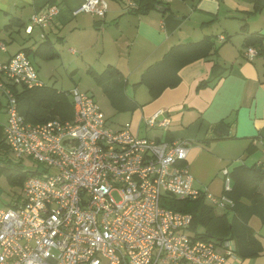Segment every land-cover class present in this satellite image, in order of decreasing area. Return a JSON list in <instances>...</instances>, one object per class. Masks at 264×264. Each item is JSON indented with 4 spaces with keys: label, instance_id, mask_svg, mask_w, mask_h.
Segmentation results:
<instances>
[{
    "label": "crops",
    "instance_id": "obj_1",
    "mask_svg": "<svg viewBox=\"0 0 264 264\" xmlns=\"http://www.w3.org/2000/svg\"><path fill=\"white\" fill-rule=\"evenodd\" d=\"M81 1L0 0V62L24 49L29 57L60 59L71 79L69 89L39 78L40 85L53 87L70 105L71 88L93 97L97 89L109 110L106 114L97 100L109 125L129 122L134 134L156 140L187 138L194 186L233 200L222 207L204 198L214 214L223 215L224 233L236 237L238 253L223 264H264V175L252 172L254 166L264 168V3L160 0L138 10L137 3L106 0L100 17L73 14ZM51 3L58 6L51 22L31 23V14ZM44 40L50 46L36 51ZM247 45L258 53L247 57ZM214 63L220 75L201 84L211 76ZM0 80L13 88L5 74L0 73ZM5 102L0 87L2 131ZM156 111L158 119L168 118L166 125L147 123ZM218 122L225 124L227 133H217ZM223 167L231 176L230 191L223 188Z\"/></svg>",
    "mask_w": 264,
    "mask_h": 264
},
{
    "label": "built area",
    "instance_id": "obj_2",
    "mask_svg": "<svg viewBox=\"0 0 264 264\" xmlns=\"http://www.w3.org/2000/svg\"><path fill=\"white\" fill-rule=\"evenodd\" d=\"M127 2L136 6L134 0ZM106 8V0H82L72 13L101 17ZM57 11L56 4H48L31 14V23L47 25ZM244 53L251 58L258 49L247 45ZM0 73L13 85L42 83L23 50L1 61ZM0 87L9 149L44 165L24 178L17 199L0 206V264H223L236 254L233 238H196L189 230L192 214L163 203L167 195L202 192L213 205L233 203L225 193L214 196L194 186L187 138L138 136L129 122L113 127L93 95L78 87L67 91L72 118L32 122L19 112L11 86L0 80ZM158 114L147 123L166 125L168 118L158 119ZM260 142L264 154V138ZM222 172L224 191H230L228 167Z\"/></svg>",
    "mask_w": 264,
    "mask_h": 264
},
{
    "label": "trees",
    "instance_id": "obj_3",
    "mask_svg": "<svg viewBox=\"0 0 264 264\" xmlns=\"http://www.w3.org/2000/svg\"><path fill=\"white\" fill-rule=\"evenodd\" d=\"M260 1L261 3L257 0L260 4L264 3V0ZM136 3L138 4V10H146L153 7L157 3H160V0H136ZM50 44L51 43L47 40L41 41L36 46L35 50L41 52V49H46L50 46ZM24 50L28 53V49ZM217 68L218 64L214 63L212 66L211 76L208 79L203 80L201 84H206L211 78L218 77L221 71L218 73V71H216ZM15 85L16 84H14V86ZM14 86L11 88L12 90L14 89L13 92L16 95L18 110L21 114H23L26 120L36 122L43 121L51 117L61 116L59 117L61 119H70L73 117V104L70 105V102L66 99V97L57 92L53 87L49 85L26 87L22 85L21 89H17ZM0 147L8 148V145L3 137L2 129H0ZM14 169L15 168L13 167L12 172ZM252 172L254 175H264L262 168L258 166L252 167ZM25 175L26 172H24L20 179H18L20 185H22L23 180L26 177ZM10 179L11 182L15 181L14 178ZM204 198L205 194L202 192L196 197H170L168 200L165 199L166 202L163 200V203L174 209L187 211L192 214L189 230L196 238L214 239L218 242L225 238L235 239L236 237L234 235H227L224 233L225 227L222 218L223 215L214 214L211 206L205 202ZM235 251L238 253L236 245Z\"/></svg>",
    "mask_w": 264,
    "mask_h": 264
},
{
    "label": "rangeland",
    "instance_id": "obj_4",
    "mask_svg": "<svg viewBox=\"0 0 264 264\" xmlns=\"http://www.w3.org/2000/svg\"><path fill=\"white\" fill-rule=\"evenodd\" d=\"M30 58L36 66L38 77L43 82L50 84L54 83L56 87L64 90L69 89L68 87L71 79L65 70L64 63L62 64L60 59L54 57L45 61L34 54H31ZM52 73H54V76L50 77ZM53 78L56 79V82ZM84 83L87 84V80H85ZM94 98L100 102L107 114L109 110L105 107V102L101 99L100 91L97 89L94 91ZM13 167L15 169L12 172ZM43 168V163L32 156L22 155L21 157H16L9 147H0V206H7L12 200L18 198L22 191L18 179H20L24 172H26L25 176H28L40 172ZM10 178H14L15 181L11 182ZM170 197L172 196L167 195L166 200Z\"/></svg>",
    "mask_w": 264,
    "mask_h": 264
},
{
    "label": "water",
    "instance_id": "obj_5",
    "mask_svg": "<svg viewBox=\"0 0 264 264\" xmlns=\"http://www.w3.org/2000/svg\"><path fill=\"white\" fill-rule=\"evenodd\" d=\"M215 130L217 131V133H227L228 132V129L227 127L225 126V124L223 122H218L216 124V128ZM264 171V168L262 169Z\"/></svg>",
    "mask_w": 264,
    "mask_h": 264
}]
</instances>
